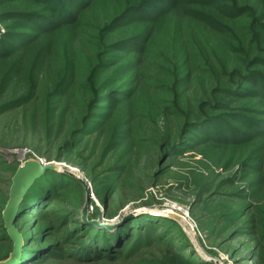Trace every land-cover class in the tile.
<instances>
[{"label":"rangeland","instance_id":"obj_1","mask_svg":"<svg viewBox=\"0 0 264 264\" xmlns=\"http://www.w3.org/2000/svg\"><path fill=\"white\" fill-rule=\"evenodd\" d=\"M135 1L140 4L137 12L154 19L172 5L189 9L191 0ZM221 1L230 6L228 0ZM38 5L44 10L37 11ZM252 7L264 19V2L254 0ZM77 12L75 0H0V261L12 252L1 219L11 178L18 165L34 159L56 170L36 180L52 194H40L21 206L14 223L34 260L23 264H197L189 259L193 253L198 264H251L250 255L264 263V69L243 75V82H252L243 86V93L217 96L221 116L207 129L218 146L213 162L202 151L205 133L195 137L192 147H178L161 157L154 142L165 130V120L139 122L137 106L125 97L115 109L123 118L121 128L114 131L110 120H101L78 136L75 118L80 111L56 61L63 32L74 27ZM261 35L263 48L264 30ZM124 36L119 30L111 41ZM218 83L236 92L235 83L224 76ZM69 130L76 135L64 143ZM70 141L76 144L68 152ZM230 145L237 148L230 154L232 161L224 164L229 157L224 148ZM246 148L252 154L243 161L239 153ZM114 176L122 182L115 190L109 183ZM68 179L83 185V195ZM95 187L110 188L103 203L94 195ZM169 203L186 209L193 221V229L186 223L181 227L187 244H169L173 236L158 239L156 227L131 230L123 240L129 231L117 228L122 219L130 213L135 219L159 217ZM24 213H31L29 221ZM100 230L118 236L107 240L112 249L108 254L102 252ZM90 246L100 252L79 255Z\"/></svg>","mask_w":264,"mask_h":264},{"label":"trees","instance_id":"obj_2","mask_svg":"<svg viewBox=\"0 0 264 264\" xmlns=\"http://www.w3.org/2000/svg\"><path fill=\"white\" fill-rule=\"evenodd\" d=\"M253 1L228 0L230 6L225 7L221 0H191L187 10H178L172 5V9L151 19L136 11L140 4L135 0H75L78 12L74 27L63 32V40L56 49V61L65 89L80 111L75 118L80 124L77 135L101 120H110L114 131L121 128L123 118L115 109L117 101L125 97L137 106L135 112L139 122L153 124L156 117L165 120V130L154 142L160 156L178 147H192L195 137L205 133L202 144L206 146L202 151L213 162L218 146L210 139L212 130L207 132V129L221 116L217 114L221 106L217 96L243 93V86L252 83L243 82V75L264 69V47L261 45L264 19L252 7ZM36 10L42 11L44 7L38 5ZM145 24L150 27L146 28ZM119 30L125 36L111 41ZM220 76L235 83L236 92L218 83ZM48 109L44 111L46 118ZM169 117L173 118L171 124ZM75 133L76 130H69L64 143ZM75 144L67 143V151L70 152ZM236 148L232 145L224 148L229 154L224 164L232 161L230 154ZM239 154L245 161L251 157L252 149H241ZM71 182L72 189L83 195V185L78 181ZM110 182L114 183V190L122 184L119 176L112 177ZM50 191L47 185L36 181L20 208L30 205L40 194H52ZM108 191V187L93 189L102 203ZM62 198L59 196L60 200L68 202ZM23 216L29 221L31 213ZM142 218L145 219L133 217L117 226L129 231L123 234V240L128 238L131 230L156 227L158 239L173 236L169 244L173 245L175 241L177 247L187 244L177 221L162 216ZM70 224L76 227L74 222ZM100 233L105 246L101 250L108 254L112 249L107 240L118 236L110 235L106 230L103 233L100 230ZM28 246L24 243L19 264L34 261L26 251ZM97 252H100L99 248L90 246L79 255ZM195 257L197 255L193 253L189 259L198 264ZM247 260L251 264H264L258 255H250Z\"/></svg>","mask_w":264,"mask_h":264},{"label":"water","instance_id":"obj_3","mask_svg":"<svg viewBox=\"0 0 264 264\" xmlns=\"http://www.w3.org/2000/svg\"><path fill=\"white\" fill-rule=\"evenodd\" d=\"M47 170H56L55 166L46 165L42 161L29 159L18 165L11 178V184L8 192V199L2 211L1 219L6 230V234L12 243V252L8 258L0 261V264H18L21 258V252L24 248L22 235L15 226V221L20 209V205L26 197L29 190L34 185L35 181L44 174ZM90 194L87 191L85 197V205L81 210L82 218L87 215V207L89 204ZM135 213H130L119 223H123L128 219H132ZM161 216L169 217L175 221L179 218L171 213L161 212Z\"/></svg>","mask_w":264,"mask_h":264},{"label":"built area","instance_id":"obj_4","mask_svg":"<svg viewBox=\"0 0 264 264\" xmlns=\"http://www.w3.org/2000/svg\"><path fill=\"white\" fill-rule=\"evenodd\" d=\"M161 212H166V213H171V214L176 215L179 218V220L177 222L181 227H182V224L186 223L188 225V227L192 226L191 229L194 228L193 221L191 219H189L187 210L186 209L184 210L182 207H180L178 205H175L173 203L166 204V209L161 210ZM157 214H158V212H157Z\"/></svg>","mask_w":264,"mask_h":264},{"label":"bare ground","instance_id":"obj_5","mask_svg":"<svg viewBox=\"0 0 264 264\" xmlns=\"http://www.w3.org/2000/svg\"><path fill=\"white\" fill-rule=\"evenodd\" d=\"M190 228H192V226H190Z\"/></svg>","mask_w":264,"mask_h":264}]
</instances>
